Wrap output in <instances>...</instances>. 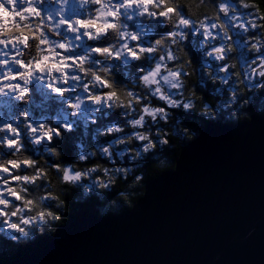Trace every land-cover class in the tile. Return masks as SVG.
Segmentation results:
<instances>
[{"label": "clouds", "instance_id": "clouds-1", "mask_svg": "<svg viewBox=\"0 0 264 264\" xmlns=\"http://www.w3.org/2000/svg\"><path fill=\"white\" fill-rule=\"evenodd\" d=\"M256 114L257 0H0V260L73 204L131 211L199 137L190 123Z\"/></svg>", "mask_w": 264, "mask_h": 264}, {"label": "water", "instance_id": "water-1", "mask_svg": "<svg viewBox=\"0 0 264 264\" xmlns=\"http://www.w3.org/2000/svg\"><path fill=\"white\" fill-rule=\"evenodd\" d=\"M178 157L131 211L80 212L8 264H264V117L208 123Z\"/></svg>", "mask_w": 264, "mask_h": 264}, {"label": "trees", "instance_id": "trees-1", "mask_svg": "<svg viewBox=\"0 0 264 264\" xmlns=\"http://www.w3.org/2000/svg\"><path fill=\"white\" fill-rule=\"evenodd\" d=\"M257 2L260 4L261 6V2L260 0H257ZM261 9L263 10L262 6H261ZM255 107V105H253V108ZM256 115H259V116H262L264 117V115H261V114H256ZM251 118V116H247V117H240V120L241 122H244V121H249V119ZM222 119V117H221ZM217 123H220V122H217ZM208 124V123H203L202 126L201 125H197V124H194V123H190V126L191 127H194L196 128L199 132L202 131L203 127ZM228 124H232V123H228ZM232 125H237V124H232ZM195 138L189 136V140L192 141L194 140ZM188 144V143H186ZM184 144L183 147L186 145ZM180 148L177 147L176 149V152H175V155L178 157L179 154H180ZM175 164H173L170 168H166V169H157V168H152L150 170V178L152 179H149L146 184L148 182H150L151 180L155 179L156 177H158V173H163V172H166V171H170V170H173ZM144 193V188L141 189V194L143 195ZM139 198H133L131 201H129L130 204H135L137 202ZM97 206H98V201L95 199V197H93L92 199L90 200H87L85 203L83 204H73L71 206V211L70 213L68 214V219L67 221L65 220V218L62 217L61 221L59 222L60 225H65L69 219L71 217H73L74 215L80 213V212H83V211H89V212H92V213H95L97 215L98 214V210H97ZM128 209L127 208H124L122 209L121 213L124 212V211H127ZM68 208L67 206L65 207V213L67 214L68 213ZM100 216V215H99ZM104 217H112L111 215L109 216H104ZM61 226L58 231L63 227ZM57 231V233H58ZM57 233H55V231L52 232V235H48V234H45L44 236H38L34 241L30 242L26 247L24 248H20V249H17L14 253H13V257L12 259H9L7 257V254H5L4 256V259L3 260H0V264H8L9 262L11 261H14V260H17L21 257H24V256H27L35 251H38L39 249L43 248ZM4 246L7 248L8 245H7V242H4Z\"/></svg>", "mask_w": 264, "mask_h": 264}, {"label": "rangeland", "instance_id": "rangeland-1", "mask_svg": "<svg viewBox=\"0 0 264 264\" xmlns=\"http://www.w3.org/2000/svg\"><path fill=\"white\" fill-rule=\"evenodd\" d=\"M170 171H171V170H170ZM166 172H167V171H166ZM163 173H165V172H163ZM161 174H162V173H161ZM161 174H160V175H161ZM156 179H157V177H156L155 179L151 180V181L153 182V181H155ZM151 181H150V182H151ZM148 183H149V182H148ZM127 211H129V210H127ZM124 212H126V211H124ZM122 213H123V212H122ZM120 214H121V213H120ZM115 216H117V215H115ZM112 217H113V216H112ZM110 218H111V217H110Z\"/></svg>", "mask_w": 264, "mask_h": 264}]
</instances>
